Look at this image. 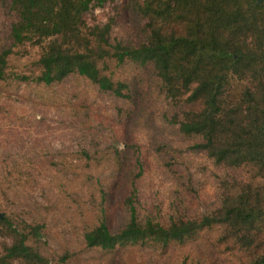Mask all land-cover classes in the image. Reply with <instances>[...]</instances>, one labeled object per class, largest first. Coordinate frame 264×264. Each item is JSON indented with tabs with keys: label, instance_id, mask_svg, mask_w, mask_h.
<instances>
[{
	"label": "rangeland",
	"instance_id": "1",
	"mask_svg": "<svg viewBox=\"0 0 264 264\" xmlns=\"http://www.w3.org/2000/svg\"><path fill=\"white\" fill-rule=\"evenodd\" d=\"M83 18L88 25L109 24L111 44L137 46L147 36L146 19L127 0L90 6ZM14 20L9 0H0V50L9 49L0 79V215L20 231L42 223L40 239L27 243L52 264L244 261L241 251L218 243L216 226L165 247L83 245V231L102 218L111 232L122 226L129 194L139 219H198L243 185L261 191L264 171L249 164H215L192 148L197 139L178 131L183 103L166 98L149 64L106 60L102 74L125 84L122 97L80 75L50 85L18 82L13 75L37 72L39 48L12 43ZM242 86L233 80L230 92ZM9 242L0 225V253Z\"/></svg>",
	"mask_w": 264,
	"mask_h": 264
},
{
	"label": "trees",
	"instance_id": "2",
	"mask_svg": "<svg viewBox=\"0 0 264 264\" xmlns=\"http://www.w3.org/2000/svg\"><path fill=\"white\" fill-rule=\"evenodd\" d=\"M107 1L9 0L15 12L12 43L39 48L37 72L14 78L50 85L80 75L122 97L125 84L102 74L106 60L149 64L166 98L183 103L178 131L197 139L192 148L215 164H249L264 171V0H127L146 19L147 36L137 46L111 44L109 24L85 22L90 6ZM8 52L0 50V79ZM233 80L243 82L234 94ZM132 195L124 198L127 217L116 231L103 218L83 231L86 248L183 244L216 226L218 243L244 254L239 264H264V188L243 185L198 219L169 218L165 223L139 219ZM0 225L10 238L1 248L0 264H52L27 243L40 239L42 223L20 231L1 216Z\"/></svg>",
	"mask_w": 264,
	"mask_h": 264
},
{
	"label": "water",
	"instance_id": "3",
	"mask_svg": "<svg viewBox=\"0 0 264 264\" xmlns=\"http://www.w3.org/2000/svg\"><path fill=\"white\" fill-rule=\"evenodd\" d=\"M262 0H256L257 3H260ZM0 218H1V215H0Z\"/></svg>",
	"mask_w": 264,
	"mask_h": 264
}]
</instances>
